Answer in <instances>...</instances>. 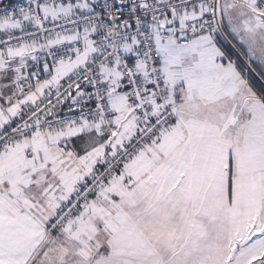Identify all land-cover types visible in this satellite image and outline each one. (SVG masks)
Masks as SVG:
<instances>
[{
	"label": "snow or ice",
	"instance_id": "obj_1",
	"mask_svg": "<svg viewBox=\"0 0 264 264\" xmlns=\"http://www.w3.org/2000/svg\"><path fill=\"white\" fill-rule=\"evenodd\" d=\"M0 264H264V0H0Z\"/></svg>",
	"mask_w": 264,
	"mask_h": 264
}]
</instances>
